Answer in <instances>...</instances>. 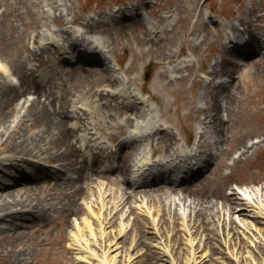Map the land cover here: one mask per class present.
Here are the masks:
<instances>
[{
	"label": "bare ground",
	"instance_id": "6f19581e",
	"mask_svg": "<svg viewBox=\"0 0 264 264\" xmlns=\"http://www.w3.org/2000/svg\"><path fill=\"white\" fill-rule=\"evenodd\" d=\"M17 1L23 7V12L16 14L17 23L10 22L3 27L2 22L15 14L9 6L0 10V36L13 49L11 60L14 63L10 69L0 67V138H4L0 145V172L9 175L27 164L33 169L28 172V177L24 176L30 182L23 190L10 192L0 186V221L8 225L2 229L7 232L4 241L8 243L0 245V255H7L8 246L14 247L9 255L10 261L17 264L26 262L29 253L25 251L27 249L22 250V246L14 245L19 238L15 239V230L11 232L13 227L19 228V220L29 217L42 220L54 210L69 218L66 222L72 231L67 248L76 263L226 264L225 260L232 259L237 263L259 264L258 256L264 254V176L259 186L257 178L253 177L249 180L251 184L244 188L231 187L229 193L224 192V187L204 186L205 178L198 180L199 173L206 168L213 149L217 147L221 123L225 122L220 114L221 101L227 103L232 95L227 88L232 86L235 71L231 66H236V62L222 58L208 66L204 77L194 79L192 96L187 102L196 114L190 128L195 129L197 140L185 149L178 142L177 135L165 126L172 121L171 117L165 116L160 120L153 114L147 103V99H152L151 95H140V92L146 93L142 87L137 92L110 74L112 69L120 70L114 60H108V69L99 73L97 81L102 85L97 91L93 89L92 82L86 80L90 102L72 105V115L69 116L68 106L63 108L65 100H58V96L54 98L55 91L45 84L51 79L45 80L43 74L35 76L31 62L41 60L40 65L48 63L55 66L58 60L67 57L63 54L67 52L66 48L77 44H85L88 52L95 54L90 56L92 61L99 62V56L106 61L111 44L66 28L75 20L67 17V0L49 1V7L54 14L57 13L55 17L49 16L50 9L31 10L29 4L32 2ZM2 2L5 4L8 0H0V7ZM35 5L40 6L36 3L33 7ZM141 13V10H134L130 17L146 25L144 35H150L149 40H160V33L169 22L162 26L147 23L141 18ZM49 18L58 25L57 30L48 32L44 29V35L40 31L36 34L26 32L27 28L38 27L41 21L46 22ZM98 24V20H82V26L89 33ZM236 29L231 23L219 35L227 40L223 44L230 53L234 50L232 38L238 36L233 35ZM17 31L18 37L14 39ZM244 31L246 36L239 37L235 43L246 47L252 45L254 50L262 48L257 35L246 27ZM57 34L61 38L64 36L66 44L59 45ZM50 46L62 57L43 61L45 50L50 53ZM188 48H194L192 42L188 43ZM78 50L82 51L81 48ZM261 53L255 58L262 57L264 51ZM160 55V62L169 64L170 71L191 70L189 64L176 61L170 49ZM79 71L72 69L68 72ZM89 71L96 72L97 69ZM167 72L160 71L157 75L160 81L167 79V85L187 79L173 77V72ZM211 75H224L225 78L215 80L210 78ZM114 82L115 87L108 86ZM101 109L108 113L97 119L95 115ZM208 134L213 136L210 141L207 140ZM259 142H264V138L252 143L241 141L238 154L231 158L230 167L247 159L251 148ZM185 143H188L187 137ZM53 149L58 152L56 157ZM83 150L93 152L88 164L85 159L80 160ZM49 162L57 164L49 166ZM103 162L116 163L111 176L103 175L102 170L108 169L99 168ZM68 166H74L72 168L77 169L80 175L73 180L66 179L64 183L55 181L52 190L55 193L43 192L40 185L41 181L44 182L42 171H48L45 175L48 182L44 184L49 185ZM84 170H90L89 178L83 176ZM130 170L132 177L122 180L121 184L112 178L115 174L125 175ZM84 181L86 186L82 187ZM200 187L205 190H197ZM88 195L89 202H78L87 199ZM59 197L79 203V208L84 209V217L77 221L78 210L69 208V214L67 208H57L55 203ZM72 207L75 209L77 206ZM114 227L117 229L108 231ZM85 232L87 238L83 235ZM109 234L111 240L107 241ZM127 239L130 243L125 246ZM178 250L183 252L182 262L175 256ZM66 258H62L64 263H71Z\"/></svg>",
	"mask_w": 264,
	"mask_h": 264
},
{
	"label": "rangeland",
	"instance_id": "374dc122",
	"mask_svg": "<svg viewBox=\"0 0 264 264\" xmlns=\"http://www.w3.org/2000/svg\"><path fill=\"white\" fill-rule=\"evenodd\" d=\"M15 1L8 0L5 4L1 3L0 10L9 6L15 14L2 22L3 27L9 25L10 22L17 23L18 17H16V14L23 12V7L19 1ZM49 1L51 2V0H28V3L32 2L29 4L31 10L36 9L39 11L43 8V11H48L50 9L49 16L54 15L55 17L57 13L54 14L49 7ZM33 3L40 4V6L35 5L33 7ZM66 4V13L69 20L75 18L76 23L88 18L91 21H100L93 32L87 33L111 44L110 53L120 61L121 69L124 71L119 72L118 76L134 90L142 87L143 92L151 95L152 99H149L147 103L152 107L153 114L160 120L165 116L171 117L172 121L167 126L177 135L178 142L186 148H189L196 139L195 129L190 128V122L196 114L192 109V105L187 102L192 96L194 79L204 75L209 65L220 61L222 58H231L237 64L239 62L233 56L234 54L228 52L223 45L224 38L219 36L221 35V27L229 26L231 23L238 26L241 24L243 28H248L255 35L264 39V0H67ZM115 5L118 7H114ZM134 5L136 8L142 6L148 11H145V15L149 23H157L162 26L169 21L171 22V25L160 34L163 37L161 40H149V36L144 35L147 32L145 26L123 21L124 15L130 14L128 7ZM209 10L210 12H208ZM205 14H208L207 19H205ZM115 15H118L116 20L112 17ZM33 26L27 28L26 32H35L36 34V31H40L43 34L44 29L48 32L51 29H58V25L50 18L46 22L41 21L38 27ZM239 28L241 29L240 26ZM19 33L17 31L13 38L16 39ZM189 42L194 45L193 49L188 48ZM9 46L10 44L6 45L0 36V56L3 55L0 57V66L6 69L14 66L13 60H11L13 49ZM168 49L173 51L176 61L189 64L191 70L183 69L176 73L168 69L169 64L162 65L164 62H160L162 59L160 53L162 51L166 52ZM145 51H147V54H143ZM110 53L108 54L109 57ZM15 58V55H13L12 59L15 60ZM16 60L18 62V59ZM31 63L35 75L40 74L39 71H42V69H48L47 65H40L39 61H32ZM89 67L83 68L88 69ZM231 67L235 74L232 86L227 89L232 95L227 103L224 100L221 101L222 111H220V114L225 122L221 123L219 137H217V147L213 149L210 162L204 168L207 176L204 186L224 187L225 193H229L231 187L244 188L247 184H251L249 180L253 177L257 178L258 184L262 182L264 176V142L254 144L247 159L241 160L237 165L230 167L231 158L238 154L237 148L241 141L252 143L264 138V55L260 58L254 57L245 60L243 66ZM56 70H50L45 75L46 80L51 79L50 83L45 82V84L55 91L54 98L58 96V100H65L63 108L68 106V109L72 105L90 102V97L86 93L88 88L86 80L92 82L95 91L102 85L100 82L98 83L99 72L80 70L77 73L63 74L59 72V74H53ZM164 70H167L168 74L173 72V77L182 76L187 79L183 82H172L167 85V79L160 81L157 76L160 71ZM221 76L224 75H211L216 80ZM144 77H149V80L144 81ZM27 96L31 97V95ZM55 107L58 108L56 101ZM107 113V111L101 109L95 117L99 119L105 117ZM105 131L109 132V130ZM186 137L188 143L184 144ZM212 137L211 134H208L207 140H212ZM3 140L4 138H0V145ZM153 143L155 144V140ZM52 151L56 157L58 152L54 149ZM92 153V151L89 152L90 157L93 155ZM4 154L6 153L2 155ZM80 160H84L83 157H80ZM49 163V165L57 164L54 162ZM30 167L33 168L28 164L24 165L22 170L26 171ZM72 167L74 166H68L65 171L77 170ZM88 173L89 170H84L83 176L89 178L90 174ZM128 174L129 171L125 176L128 177ZM118 175L112 177L117 183L120 182L118 177L122 178V175ZM15 180L13 172H10L9 175H5L3 171L0 172V186L11 189L10 192L24 189V187L16 188L23 182H16ZM240 181L241 184H239ZM82 185V187H85L86 182L84 181ZM41 186L43 192L51 191L55 193V191H52L54 190V182ZM112 186L115 188L114 185ZM201 188L197 190H205ZM89 195L86 197L87 199H80L78 202H89ZM55 204L57 208L61 207L62 209L64 207L67 210L69 208L70 210H78L75 216L77 221H80L85 215L83 207L79 208V203H72L66 198L59 197ZM71 205L77 207L73 209ZM48 213V216H45L42 220L29 217L19 220V228L14 229L13 227L11 232L14 233L15 230V239L19 238L14 245L22 246V250L27 249L25 251L29 253L26 257L27 261L25 260L26 262L21 264H80L74 262L72 254L67 248L68 236L72 231L66 222L69 218L64 217V214H60V212H54V210ZM68 213L70 214L69 210ZM126 220V222H129V219ZM5 227H8V225L0 221L1 246L8 243L4 241L7 232L2 229H5ZM111 229L117 228H109L108 231ZM11 232L9 231V233ZM83 235H85V238L88 237L86 232ZM109 240H111L110 234L107 241ZM129 243L128 240L125 246H128ZM7 248V255H0V264H17L9 259L14 247L8 246ZM181 251L178 250L175 255L180 262H182L183 253ZM63 257H68L71 263H64ZM262 260H264V254L258 256L259 264H262ZM225 263L251 264L250 262L237 263L232 259L225 260Z\"/></svg>",
	"mask_w": 264,
	"mask_h": 264
},
{
	"label": "snow or ice",
	"instance_id": "6c2138e0",
	"mask_svg": "<svg viewBox=\"0 0 264 264\" xmlns=\"http://www.w3.org/2000/svg\"><path fill=\"white\" fill-rule=\"evenodd\" d=\"M0 67H2V66H0Z\"/></svg>",
	"mask_w": 264,
	"mask_h": 264
}]
</instances>
